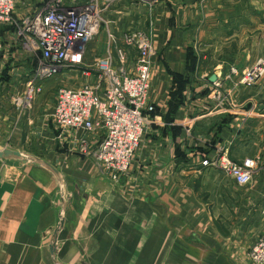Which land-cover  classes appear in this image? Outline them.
<instances>
[{"label": "crops", "instance_id": "obj_1", "mask_svg": "<svg viewBox=\"0 0 264 264\" xmlns=\"http://www.w3.org/2000/svg\"><path fill=\"white\" fill-rule=\"evenodd\" d=\"M45 1L17 0L16 15ZM98 2L106 22L86 45L85 65L122 46L125 33L151 32L152 120L131 169L114 182L92 155L104 133L62 131L52 120L57 92L16 107L37 59L1 26L0 149L22 156L0 157V264H255L249 251L264 232V77L245 86L240 74L226 76L264 58V0ZM66 70L42 90L60 76L71 88L97 80ZM220 145L237 162L258 161L250 183L204 164Z\"/></svg>", "mask_w": 264, "mask_h": 264}, {"label": "built area", "instance_id": "obj_2", "mask_svg": "<svg viewBox=\"0 0 264 264\" xmlns=\"http://www.w3.org/2000/svg\"><path fill=\"white\" fill-rule=\"evenodd\" d=\"M16 3L17 0H0V58L1 26H11L23 47L37 59V67L24 92L14 96L13 102L19 111L31 109L44 82L66 68L81 67L88 76L97 73L92 83L60 88L51 117L62 131H102L104 137L92 155L100 169L119 182L129 170L155 110L149 94L156 54L152 33L127 32L122 46L82 66L87 43L106 22L98 0H46L42 8L24 17L16 15ZM234 74L238 75V71L232 68L226 79L233 80ZM263 77L264 58L245 68L238 80L239 84L253 86ZM81 150L88 151L87 144ZM204 164L220 168L240 185L250 183L258 167V161L252 158L235 161L221 145L215 157ZM250 257L264 264V232Z\"/></svg>", "mask_w": 264, "mask_h": 264}, {"label": "rangeland", "instance_id": "obj_3", "mask_svg": "<svg viewBox=\"0 0 264 264\" xmlns=\"http://www.w3.org/2000/svg\"><path fill=\"white\" fill-rule=\"evenodd\" d=\"M3 53V52H2ZM98 56V55H97ZM260 59H262V58H260ZM86 63L83 61V64H82V66H88L89 65V63H87L88 65H85ZM91 65V64H90ZM67 70H66V75L68 74V75H71L72 73L75 75V74H78V73H80L81 74V77H84V76H86V74L84 73V71H83V68H66ZM235 69H237V68H235ZM65 70V69H64ZM237 71H238V74H240L242 71H239L238 69H237ZM230 72V71H229ZM228 72V73H229ZM227 73V74H228ZM64 74V75H65ZM236 75L234 74L233 75V77H235ZM68 77V76H67ZM67 77H64V76H60V77H57V78H54V79H52L51 81H50V84L48 83L47 84V86H46V88H45V90L43 91H41V92H39L38 94H43V96H45L44 97V101L46 100V101H48V99L49 98H52L53 96H54V93L56 94V92H58V90L60 89V88H62V87H67V86H64V85H70V87L74 84V85H76L74 82H73V84H63V83H65V82H63V81H67V80H69V78H67ZM234 79V78H233ZM70 81V80H69ZM230 81H233V80H230ZM235 81V80H234ZM45 83H47V81H45ZM70 83V82H69ZM77 86V85H76ZM44 87V86H43ZM50 87V89L48 90V88ZM37 96V95H36ZM4 149V148H3ZM0 150H2V149H0ZM4 159H6V157L4 158ZM7 159H8V157H7ZM21 161H23V160H21ZM132 164V163H131ZM131 169V166H130V168H129V170ZM129 170L123 175V176H121V178H123L128 172H129ZM263 234V233H262ZM262 234L260 235V237L262 236ZM260 237L256 240V242L253 244V246L258 242V240L260 239ZM253 246L251 247V249L253 248ZM251 249H250V251H249V257H250V252H251ZM250 259H251V257H250ZM252 260V259H251ZM253 261V260H252ZM254 262V261H253ZM255 264H257L256 262H254Z\"/></svg>", "mask_w": 264, "mask_h": 264}, {"label": "water", "instance_id": "obj_4", "mask_svg": "<svg viewBox=\"0 0 264 264\" xmlns=\"http://www.w3.org/2000/svg\"><path fill=\"white\" fill-rule=\"evenodd\" d=\"M216 80H217L216 75H213L211 77V81L214 82ZM11 156H19V157H21L22 155L18 151H14V150L9 149V148L0 150V157L1 158H5V157L7 158V157H11ZM23 161L24 162H27L28 161L27 156H25V155L23 156ZM62 226L63 225H62V222H61L60 226L55 231V235H54V238H53L54 240H53V244H52V249H55V247H56V241H57V238H58V232H59V230L61 229Z\"/></svg>", "mask_w": 264, "mask_h": 264}]
</instances>
